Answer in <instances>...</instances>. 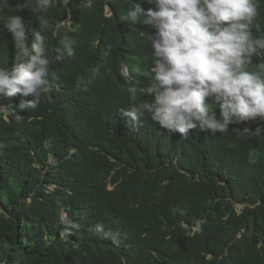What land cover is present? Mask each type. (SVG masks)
Returning a JSON list of instances; mask_svg holds the SVG:
<instances>
[{
  "label": "trees",
  "instance_id": "16d2710c",
  "mask_svg": "<svg viewBox=\"0 0 264 264\" xmlns=\"http://www.w3.org/2000/svg\"><path fill=\"white\" fill-rule=\"evenodd\" d=\"M23 3L0 8V68L16 52L5 21L20 15L29 45L36 32L46 37L49 91L34 110L17 108L31 94L0 101V264H264V132L252 131L261 122L182 138L147 113L138 124L119 114L133 106L128 88L150 83L135 69L154 62L152 27L121 18L134 3L154 6ZM261 63L264 50L247 70Z\"/></svg>",
  "mask_w": 264,
  "mask_h": 264
},
{
  "label": "clouds",
  "instance_id": "9594fccd",
  "mask_svg": "<svg viewBox=\"0 0 264 264\" xmlns=\"http://www.w3.org/2000/svg\"><path fill=\"white\" fill-rule=\"evenodd\" d=\"M7 2L0 0V8ZM30 2L24 0L17 7L23 10ZM83 2L85 7H92V0ZM147 2L154 7L145 11L140 3H134L121 19L134 23L143 17V23L154 30L149 36L153 65L135 69L150 83L146 88L129 87L133 106L120 109L119 114L138 124L147 113L161 129L182 138L196 128L214 135L249 120L261 122L254 133L264 132V63L257 65L259 71L247 70L252 57L264 50V35L254 37L251 31L258 15L256 0ZM53 3L36 0L42 11ZM4 27L14 40L16 52L11 69L0 68V101L31 94L32 99L21 100L17 108L34 110L41 93L49 91L46 85L51 61L46 55V37L36 32L29 45L20 15L8 16ZM64 44L67 54L74 55L67 41ZM138 95L151 100L136 105ZM212 105L219 109V118ZM96 230L102 231V225Z\"/></svg>",
  "mask_w": 264,
  "mask_h": 264
},
{
  "label": "rangeland",
  "instance_id": "374dc122",
  "mask_svg": "<svg viewBox=\"0 0 264 264\" xmlns=\"http://www.w3.org/2000/svg\"><path fill=\"white\" fill-rule=\"evenodd\" d=\"M69 23V22H68ZM238 210H240V207L238 206V208H237Z\"/></svg>",
  "mask_w": 264,
  "mask_h": 264
}]
</instances>
